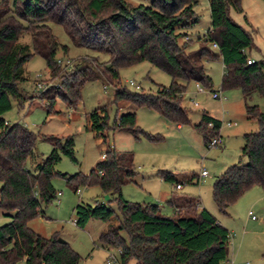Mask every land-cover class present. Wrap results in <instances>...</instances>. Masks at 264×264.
<instances>
[{
	"label": "trees",
	"instance_id": "16d2710c",
	"mask_svg": "<svg viewBox=\"0 0 264 264\" xmlns=\"http://www.w3.org/2000/svg\"><path fill=\"white\" fill-rule=\"evenodd\" d=\"M264 1V0H263ZM198 0H0V211L10 219L0 225V264H78L80 257L58 234L45 238L27 223L39 214L41 204L55 198L51 184L61 176L74 193L79 186H98L104 202L94 205L79 202L74 207V224L84 228L90 220L107 224L96 243L104 248L119 249V264H224L228 259L230 236L226 228L206 209L197 210V197L172 195L167 204L184 214L166 216L156 204L133 203L121 195V188L134 182L136 172L133 153L107 147L104 157L88 174L67 175L55 170L61 154L73 157V139L46 137L51 152L35 166L26 167L33 156L37 135L19 124L9 125L4 114L11 101L24 100L20 85L25 82L24 65L33 56L41 57L50 75L58 77L59 88L47 91L46 112H52L54 95L67 107H76L80 91L89 81L103 79L115 87L112 103L133 107L108 125L105 107L88 114V130L104 140L110 129L126 130L134 138L159 142L162 136L144 132L136 126L134 109L145 107L176 125L189 123L182 106L186 84L194 82L205 88L212 81L205 62L220 59L223 73L222 91L238 88L244 100L248 119L256 122L254 132L243 135L240 159L231 164L211 184V197L221 214H227L247 190L264 189V109L248 105L256 93L264 101V58L253 60L248 51L253 47L251 33L235 23L232 9L242 13L241 0H208L209 27L198 37V47L190 50L189 31L198 22L194 7ZM50 24L63 28L70 45L96 53L85 55L76 63L61 67L58 51L66 55L68 46L60 45ZM27 35L29 44L19 39ZM217 45V49L212 48ZM101 56H104L102 58ZM142 62L163 71L171 78L168 86L158 85L155 92H129L121 86L118 70ZM105 87V86H104ZM52 93V94H51ZM213 123L212 128L207 124ZM204 146L219 135L220 121L202 114L194 125ZM160 178L171 184L174 175L159 171ZM196 179L190 175L188 182ZM115 202L118 213L109 205Z\"/></svg>",
	"mask_w": 264,
	"mask_h": 264
},
{
	"label": "rangeland",
	"instance_id": "374dc122",
	"mask_svg": "<svg viewBox=\"0 0 264 264\" xmlns=\"http://www.w3.org/2000/svg\"><path fill=\"white\" fill-rule=\"evenodd\" d=\"M11 2V0H8ZM242 13H236L232 9L229 15L232 20L251 33L253 47L248 51L253 60L264 58V1L263 0H241ZM198 16L197 24L189 31L192 43L190 50L198 47V37H202L209 27L208 0H198L194 7ZM51 32L60 45L68 46L69 50L64 55L61 50L57 52L56 59L60 61L61 67L67 60L70 66L80 57L85 55L94 56L96 53L83 48H75L70 45L63 28L56 24H50ZM22 44H29L27 35L19 39ZM104 58V56H101ZM205 69L209 74L212 86L197 92L198 85L194 82L186 84V92L182 99V106L187 112L189 123L177 128L176 124L169 122L157 112L145 107L134 109L136 114V126L146 133L162 136L159 142H149L143 137L138 139L126 131L110 129L107 137L102 140L87 130L88 114L96 108L105 107L108 114V125L112 126L114 120L120 114L132 111L133 107L126 103H118L116 106L111 101L115 94V87L103 79L85 83L80 91V101L70 118L68 110L63 101L54 95L55 103L52 112H46L47 91L50 88H59L58 77L53 78L47 69L44 60L39 56H33L24 65L25 82L20 85L24 100L11 101V109L4 114V119L9 125L19 124L28 131L37 135L33 147V156L26 161V167L30 171L35 170L36 164L41 162L52 149V144L46 137L73 139V157L61 154L60 160L55 165V170L62 174L74 175L76 173L88 174L90 169L101 159L104 149L112 147L119 152L133 153V165L136 175L134 182L127 183L121 188L122 197L133 203H150L160 207L166 216H172L173 209L163 200L171 194L199 196L201 204L205 203L213 212L211 213L221 219H226L218 212L211 197V184L215 176L230 164H236L240 160V147L243 144V134L254 132L257 129L256 122L248 119L244 111V100L238 88L222 91L220 79L223 66L220 59L205 62ZM39 75L37 84H43L44 92H35V76ZM119 81L122 87L129 92H137L130 86L128 81H134L144 92H155L158 85L168 86L171 78L163 71L153 67L147 62H142L130 67L118 70ZM105 86V89H104ZM212 92H220V99H213ZM52 94V93H51ZM197 102L198 107L193 105ZM248 105H257L262 111L264 109L263 99L254 93ZM217 117L221 122L219 135L222 137V145L218 147L204 146L200 133L194 125L200 122L202 114ZM236 122V126L226 128L225 123ZM202 170L207 172L204 179L198 183L189 184L190 175H199ZM159 171H167L174 175L181 183V189L175 188V184L166 182L160 178ZM51 184L55 190V198L47 205L41 204L39 214L30 220L27 225L38 235L48 238L58 234L64 239L70 248L79 257L78 264H107L109 253L115 255L119 264L118 249H104L97 243V237L107 228L105 222L90 220L84 228H78L74 224V207L79 203L94 205L96 202H104V196L98 186L78 187L74 193L72 188L66 184L61 176H54ZM1 186V183H0ZM60 193V194H59ZM59 194V195H58ZM246 208L240 207L235 218H230L234 223V232L229 229V251L228 259L224 264H264V199L258 202L256 209L249 207L247 202H240ZM118 213L115 202L109 205ZM205 208V207H204ZM207 211L208 209L205 208ZM229 211L234 206L229 207ZM244 210V211H243ZM252 210L257 220H251L247 211ZM209 212V211H208ZM6 213L0 211V225L9 222ZM17 264H24V260ZM128 264H133L130 261Z\"/></svg>",
	"mask_w": 264,
	"mask_h": 264
},
{
	"label": "crops",
	"instance_id": "0c3cea01",
	"mask_svg": "<svg viewBox=\"0 0 264 264\" xmlns=\"http://www.w3.org/2000/svg\"><path fill=\"white\" fill-rule=\"evenodd\" d=\"M251 59H253V58H251ZM221 61V60H220ZM66 109L68 110V112H70V113H68V116L71 118L72 117V115L75 113V111H76V109H71V111L68 109V107L66 106ZM71 113H72V115H71ZM211 117V116H210ZM212 118H214V119H216V120H218V121H220L217 117H212ZM88 121V120H87ZM221 123V122H220ZM234 123H236V122H234ZM237 125V124H236ZM235 125V126H236ZM177 126V128H181V125H176ZM235 126H232V127H235ZM88 127H89V123H88ZM226 127V126H225ZM232 127H226V128H232ZM88 130V129H87ZM90 131V130H89ZM93 133V132H92ZM94 134V133H93ZM244 135V134H243ZM95 136V135H94ZM221 136V135H220ZM97 138V137H96ZM99 139V138H98ZM223 143V142H222ZM106 149H104V151H105ZM103 157H104V153L102 154V156H101V159H103ZM100 159V160H101ZM99 160V161H100ZM133 160H134V158H133ZM98 162V161H97ZM96 162V163H97ZM95 163V164H96ZM231 165V164H230ZM229 166V165H228ZM227 166V167H228ZM94 167V166H93ZM92 167V168H93ZM225 170V169H224ZM223 170V171H224ZM220 173H222V172H220ZM208 175V174H207ZM205 177H201L200 176V174L199 175H197L196 176V179L195 180H193L191 183H189V184H193V182L195 181V183H198L199 181H200V179L202 180V179H204ZM178 189H181V184H180V188H178ZM176 190H177V188H176ZM60 194V193H59ZM172 195H175V196H177L176 194H171L170 196H168L167 197V199H164L163 201L166 203L167 202V200L172 196ZM181 197H197V198H199V196H187V195H180ZM179 196V197H180ZM264 199V189H262L261 187H258V186H254V187H252V188H250L249 190H247L232 206H234V209H232V211H229L230 209H228L227 210V214H221L222 216H224L226 219H221L220 217L218 218L217 216H216V220H217V222L220 224V225H222L224 228H226L227 230L229 229L231 232H234L235 230H234V223H233V221H231V219L230 218H235V216H233V215H236L235 213H236V209H237V212L240 210V207H242V208H246V205H243V203H240V202H247V204L249 205V207H253V208H255L256 209V206L258 205V202L259 201H261V200H263ZM199 200H200V198H199ZM207 208L208 209V211H209V213H213L209 208H208V206L205 204V203H202L201 204V200H200V206L198 207V209L197 210H200V209H202V208ZM231 207V206H230ZM172 208V207H171ZM204 208V209H205ZM173 209V208H172ZM216 209H217V207H216ZM244 211V210H243ZM249 211H251L252 212V210H248L247 211V216H249L248 215V212ZM219 212V211H218ZM172 213V216L171 217H175V216H177V215H182V214H184V209H180L179 211L178 210H174L173 209V211L171 212ZM239 213V212H238ZM253 213V212H252ZM254 215V214H253ZM250 217V216H249ZM251 219V218H250ZM252 220V219H251ZM257 220V219H256ZM254 221V220H253ZM229 232V231H228Z\"/></svg>",
	"mask_w": 264,
	"mask_h": 264
},
{
	"label": "built area",
	"instance_id": "2783aa9c",
	"mask_svg": "<svg viewBox=\"0 0 264 264\" xmlns=\"http://www.w3.org/2000/svg\"><path fill=\"white\" fill-rule=\"evenodd\" d=\"M212 48L213 49H217V45L216 44H212ZM253 62V60L251 59V58H249L248 60H247V64H251ZM65 66L66 67H68V66H70V61L69 60H67L66 62H65ZM39 78V75H36L35 76V86H34V88H35V92H36V95H37V93H41V92H44V90H45V86L43 85V84H37V79ZM127 84H129L130 86H132L133 88H135V90H140V86L138 85V84H136L134 81H128V83ZM200 85H198V89H197V92H202V88L201 87H199ZM104 89H105V87H104ZM211 96H212V98L213 99H220L221 100V95H220V92L218 93V92H212V94H211ZM193 105L195 106V107H198V104H197V102H193ZM236 125V123H234V122H227V123H225V126L226 127H232V126H235ZM207 126H208V128H212L213 127V123L212 122H209L208 124H207ZM222 137L220 136V135H218V136H216V137H213V138H211L210 139V141L208 142V147H218V146H220V145H222ZM200 176L201 177H206L207 176V172L205 171V170H202L201 172H200ZM176 188L178 189V188H180V185H177L176 186ZM77 192H78V190H77ZM59 195V194H58ZM248 215L250 216V218L252 219V220H256L257 218H256V216L255 215H253V213L251 212V211H249L248 212ZM110 249V248H109ZM108 249V251H110ZM118 251V253H120V250L118 249L117 250ZM113 262H117V260H116V257H115V255L114 254H112V253H109L108 254V257H107V259H106V263L107 264H111V263H113Z\"/></svg>",
	"mask_w": 264,
	"mask_h": 264
},
{
	"label": "water",
	"instance_id": "95a60500",
	"mask_svg": "<svg viewBox=\"0 0 264 264\" xmlns=\"http://www.w3.org/2000/svg\"><path fill=\"white\" fill-rule=\"evenodd\" d=\"M109 199L108 195H104V200L107 201Z\"/></svg>",
	"mask_w": 264,
	"mask_h": 264
}]
</instances>
